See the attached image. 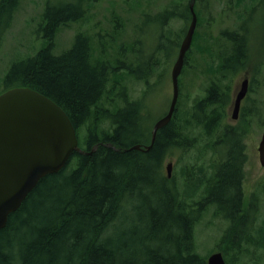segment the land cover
I'll return each mask as SVG.
<instances>
[{
    "label": "trees",
    "instance_id": "obj_1",
    "mask_svg": "<svg viewBox=\"0 0 264 264\" xmlns=\"http://www.w3.org/2000/svg\"><path fill=\"white\" fill-rule=\"evenodd\" d=\"M93 1L46 0L40 25L46 46L12 62L4 74V90L26 86L55 101L86 152H74L63 168L42 177L9 214L0 229V264H206L195 226L213 206L214 216L228 221L215 250L236 252L240 262L248 243L264 249V228L251 234L257 204L245 200L240 129L215 123L218 111H210L206 123L198 111L185 119L178 101L148 150L130 148L149 144L154 120L139 118V101L122 81L123 72L133 75V64L120 70L118 60L114 66L94 56L81 31L69 48L54 53L56 32L84 18ZM16 4L0 0V33ZM199 145L198 161L168 177L163 163L173 150ZM259 186L264 192V178ZM243 236L248 243L238 248Z\"/></svg>",
    "mask_w": 264,
    "mask_h": 264
},
{
    "label": "rangeland",
    "instance_id": "obj_2",
    "mask_svg": "<svg viewBox=\"0 0 264 264\" xmlns=\"http://www.w3.org/2000/svg\"><path fill=\"white\" fill-rule=\"evenodd\" d=\"M167 1L94 0L84 18L76 22H70L67 26L59 28L54 37L53 51L54 53H61L69 48L74 41L75 35L81 31L89 36L94 56H101V58L107 59L114 65L119 57L118 43L121 39L120 29L122 24L125 23L126 33L128 34L127 38H131L130 34L133 28L139 25L146 30L147 38H149L151 30L150 14L154 10L161 9ZM177 1L182 2L181 0ZM207 1H209V5L205 11V18L206 22L212 21L210 28L214 36H218L219 30L222 28H235L234 24L236 23L237 13L242 8L241 5H236V0ZM239 1H242L241 4H247L249 0ZM45 2L46 0H17L8 25L0 33V92L5 88L2 81L11 63L26 56L33 55L38 49L46 46L47 38L44 36L43 29L40 27ZM196 7L200 8V4H197ZM173 26L177 29V22H174ZM256 29L257 26L253 27L252 30L255 31ZM263 33L264 29H260L255 35L257 41L254 43V53L257 55L259 46L264 47ZM198 44L196 36L192 48H196ZM196 57L195 61L190 58L189 62L191 61V63L190 69L187 70L188 73L180 74L179 76L181 88L179 90L178 101L180 104H178V110H180L179 115L184 117L188 116L193 98L202 91V79L203 81L205 79V74H194L193 71L198 72L199 66L207 69L210 64L206 62L207 60L204 61L203 58H200L198 54H196ZM263 58L264 54L257 61ZM210 60L215 62V55ZM211 64L213 65L214 63L211 62ZM259 67L261 68L262 66L260 65ZM242 76L243 74L236 76V83ZM122 81L127 88L130 98L137 99L141 95L144 84L136 81L134 76L123 72ZM163 81L162 87L156 90L149 98V101L152 102V106L148 111L150 115L149 121L163 114L168 107L171 97V83H167L166 80ZM110 85L111 82H109ZM253 86L254 89L250 94V98L251 103L258 109L255 113L257 116V113L260 115L264 113V68L263 73L256 75ZM168 92L169 94H166ZM227 120L230 121L229 119ZM241 128L244 129L243 142L246 153L243 190L247 203L251 197L256 199L257 205L252 208L253 213L251 214V217H253L251 234L256 236L258 234L256 230L260 227L264 228V192L261 191V186L256 190L258 181L260 183V180L264 178V167L260 165L257 149L264 125H262L258 117H254L248 127L242 126ZM203 140L205 142L207 138L204 137ZM204 142L201 141V143ZM202 151L203 147L200 145L189 147L183 152L177 150L175 154L172 153V155L170 154L165 159L163 165L170 160L174 161L173 173L178 176L183 167L190 166L198 161V155ZM218 152L220 154V151ZM207 154H210V151ZM205 158L207 157L205 156ZM213 209L214 206L205 210L203 217L195 226L197 251L203 256H207L219 246L228 228V221L219 216H214ZM246 230L248 229L246 228ZM245 237L240 238L241 241L238 248H243L246 241ZM234 242H237L236 239L232 240V247H234ZM231 253L227 255L223 253L226 264H230L232 257L234 260L233 264H264V249L262 248L259 251L251 243H248L247 253L240 258V262H235L236 252Z\"/></svg>",
    "mask_w": 264,
    "mask_h": 264
},
{
    "label": "flooded vegetation",
    "instance_id": "obj_3",
    "mask_svg": "<svg viewBox=\"0 0 264 264\" xmlns=\"http://www.w3.org/2000/svg\"><path fill=\"white\" fill-rule=\"evenodd\" d=\"M181 1L168 0L161 9L154 10L150 14L151 30L149 38H147L146 30L141 25L133 28L130 39L127 38L125 23L122 24L120 29L121 39L118 43L117 66L120 70L127 71V67L131 66L128 62H131L133 64L131 66L132 76L136 81L144 84L141 95L136 99L139 101V118L144 119V121L150 119L148 111L152 106V102L149 101V98L162 87L163 80L171 83L172 96V67L191 21L189 8L191 0ZM194 1L196 6L200 4V8H195L196 27L192 36L191 47L185 53L180 74L188 73L187 70L190 69L191 63L189 60L191 58L195 61L196 54L210 64L207 69L199 66L198 72L193 71L194 74H205V79L204 81L202 79V91L191 102L187 117H189L190 111H198L202 116L201 120L206 123L209 112L218 111V114L215 115V123H219L220 127L226 129L235 127L237 131L238 128L243 133L244 129L241 127H248L254 117H258L264 125V113L255 115L258 109L251 103L250 98V94L254 89L255 77L259 73H263L264 68V58L257 61L264 54V47L259 46L258 55L254 53V43L257 41L255 35L260 29H264V0H249L247 4H241L242 1L236 0V5H241L242 8L237 13L235 28H222L219 30L218 36L212 34L210 28L212 21L206 22L205 11L209 1ZM174 22L178 24L177 29L173 26ZM255 26H257V29L253 31L252 29ZM196 36L199 44L193 49L192 45ZM238 45L241 46V50L237 53ZM214 55L215 62L210 60ZM211 62L214 64L212 65ZM239 74H243V76L236 83V76ZM178 81L180 90L179 77ZM244 81L246 82V91L240 100L237 112L234 114L236 96ZM211 91H214V97L212 98L210 97ZM166 94H169V92ZM202 100L204 102H201ZM164 114L165 112L158 116L153 123ZM176 151L177 149L173 150L172 153L175 154ZM170 162L172 164L171 175H173L175 163L172 160Z\"/></svg>",
    "mask_w": 264,
    "mask_h": 264
},
{
    "label": "water",
    "instance_id": "obj_4",
    "mask_svg": "<svg viewBox=\"0 0 264 264\" xmlns=\"http://www.w3.org/2000/svg\"><path fill=\"white\" fill-rule=\"evenodd\" d=\"M189 8L191 21L171 71L173 92L168 109L153 124L150 143L143 146L134 144L130 148L148 150L159 128L171 120L175 111L178 76L197 22L194 0L190 1ZM245 91L244 81L236 96L234 114ZM257 149L260 165L264 167V130ZM74 152L86 151L78 144L76 129L70 118L55 101L26 86H14L0 93V229L37 182L63 168ZM165 167L170 176L171 162ZM206 264L226 262L222 252L215 251L207 257Z\"/></svg>",
    "mask_w": 264,
    "mask_h": 264
}]
</instances>
